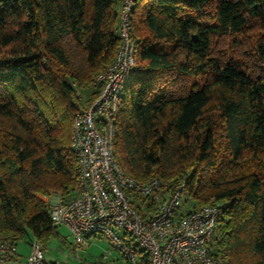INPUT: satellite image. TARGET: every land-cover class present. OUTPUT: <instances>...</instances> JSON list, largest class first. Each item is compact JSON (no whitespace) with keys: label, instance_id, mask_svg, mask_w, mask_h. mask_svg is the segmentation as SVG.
Masks as SVG:
<instances>
[{"label":"trees","instance_id":"1","mask_svg":"<svg viewBox=\"0 0 264 264\" xmlns=\"http://www.w3.org/2000/svg\"><path fill=\"white\" fill-rule=\"evenodd\" d=\"M120 1L0 0V240L58 233L45 198L76 194L73 123L114 61ZM253 30L242 57L221 51ZM133 31L120 163L218 204L213 252L264 264V0H137Z\"/></svg>","mask_w":264,"mask_h":264},{"label":"built area","instance_id":"2","mask_svg":"<svg viewBox=\"0 0 264 264\" xmlns=\"http://www.w3.org/2000/svg\"><path fill=\"white\" fill-rule=\"evenodd\" d=\"M136 2L120 1V45L114 61L97 77L102 84L98 97L75 116L72 147L79 162L78 187L72 197L45 198L51 203L53 225L71 230L77 257L89 235L105 237L114 245V256L103 254L81 264H230L225 254L211 248L220 218L218 204L181 212L184 184L173 193L164 192L160 178L139 180L117 157L121 101L138 65ZM16 251L17 244L0 240V264L11 262ZM43 252V244L34 239L27 264H53L46 262Z\"/></svg>","mask_w":264,"mask_h":264},{"label":"rangeland","instance_id":"3","mask_svg":"<svg viewBox=\"0 0 264 264\" xmlns=\"http://www.w3.org/2000/svg\"><path fill=\"white\" fill-rule=\"evenodd\" d=\"M116 9L119 10L120 3L115 4ZM256 30L248 31L239 35L237 39H226L221 51L227 50L229 55H236L242 57L244 52H249L254 41ZM238 40V46H235V41ZM83 97L86 95L84 89L81 90ZM149 179V178H148ZM60 195L47 197L55 201ZM186 194L183 195V202L181 212H187L200 205L193 199L187 198ZM122 233V232H120ZM34 239L26 237L17 244L18 256L16 260H12L8 264H27L26 257L31 253V243ZM74 236L71 230L64 225L58 226V233L52 235L50 240L45 244L44 257L47 262H55L56 264H81L82 260H95L100 258L103 254H108L112 257L116 254L114 245L105 237L98 235H89L87 244L80 246V257L73 250L72 243ZM111 251V253H110Z\"/></svg>","mask_w":264,"mask_h":264},{"label":"crops","instance_id":"4","mask_svg":"<svg viewBox=\"0 0 264 264\" xmlns=\"http://www.w3.org/2000/svg\"><path fill=\"white\" fill-rule=\"evenodd\" d=\"M120 8V7H119ZM18 244V243H17ZM17 256H18V249H17V251H16V254H15V257H14V259L13 260H16L17 259ZM47 262V261H46Z\"/></svg>","mask_w":264,"mask_h":264}]
</instances>
